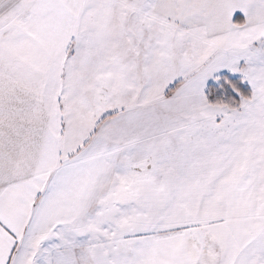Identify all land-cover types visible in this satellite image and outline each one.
<instances>
[{"label":"snow or ice","instance_id":"obj_1","mask_svg":"<svg viewBox=\"0 0 264 264\" xmlns=\"http://www.w3.org/2000/svg\"><path fill=\"white\" fill-rule=\"evenodd\" d=\"M0 264H264V0H0Z\"/></svg>","mask_w":264,"mask_h":264}]
</instances>
